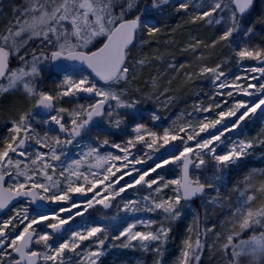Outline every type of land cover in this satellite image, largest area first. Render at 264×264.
<instances>
[{
	"label": "snow or ice",
	"instance_id": "1",
	"mask_svg": "<svg viewBox=\"0 0 264 264\" xmlns=\"http://www.w3.org/2000/svg\"><path fill=\"white\" fill-rule=\"evenodd\" d=\"M6 7L0 0V264H123L105 259L119 250L170 264L189 212L171 264H202L206 249L220 264H264V168L231 179L264 154V0ZM169 9L216 31L178 43L182 24L157 20ZM161 40L193 59L165 61ZM178 74L196 99L165 126ZM217 207L228 209L219 231L208 223Z\"/></svg>",
	"mask_w": 264,
	"mask_h": 264
},
{
	"label": "trees",
	"instance_id": "2",
	"mask_svg": "<svg viewBox=\"0 0 264 264\" xmlns=\"http://www.w3.org/2000/svg\"><path fill=\"white\" fill-rule=\"evenodd\" d=\"M174 2L180 3L182 2V0H174ZM196 2H198V0H196ZM6 5H7V1L4 3V7H6ZM157 20L160 23H163L166 20L169 28H171L172 26L178 23L182 24V27L177 30V34H176V39L178 43L184 42L185 37L189 35V30H191V34L193 35L199 34L206 38L211 37L216 31V29L212 27L198 28V26L196 25L183 24L180 17L176 15L174 12H172L171 9H169L168 11H165L162 14V16H158ZM146 50L149 52L153 51V49H146ZM173 51L176 52V55L175 56L169 55V53ZM159 52L161 53L165 61L174 59L177 64L193 59V57L180 54L176 46L165 45L163 40H161L159 44ZM160 68L162 71L165 70L163 65H161ZM166 71H167V76L161 77L160 79L161 84L165 83L166 80L172 75V72H173L172 69H167ZM153 73H154V69H145L143 75L147 77L148 75L153 74ZM170 87L173 90L171 94L174 95L176 99L174 101H169L166 111H161L162 116L168 117V120L164 121L165 126H167V124L171 121V119H173L181 110H185V111L189 110L190 103L196 99V97L193 94L195 89H186V84L181 79V76L179 74L172 80V84L170 85ZM3 103H5V101L0 100V104H3ZM156 107H159V105L157 104ZM247 131L249 133L258 132L259 124H257L254 127L250 126ZM6 132H7V126L3 123H0V137L4 136ZM251 168H264V154H262L259 149L252 156H249L247 160L244 162V164L241 165V169H242L241 171L231 173V179L234 180L237 177H242L244 172L248 171ZM232 197H233V202H235L236 194L233 193ZM193 208L197 212L201 213V220L203 221L204 209L200 207L199 200L193 203ZM227 212H228L227 208L217 207L214 210L210 209L209 216H208V223L216 224L217 230L219 231L221 223L226 222V220L228 219L226 215ZM190 225H192V214L189 212L188 215L182 217L181 221L178 222V224L174 227L173 240L168 245L169 252L168 254H166V259L170 260V264L179 255V251H180L179 244L181 240L183 239V237L187 235L186 228ZM200 226H201V229H203V223H201ZM105 259L109 261H121L123 262V264H139V261H141V259L150 261V257L144 256V254H142L139 251H132V250H119L118 255L113 256L110 253L108 257H105ZM202 264H220L219 253L218 252L210 253L206 249L202 256Z\"/></svg>",
	"mask_w": 264,
	"mask_h": 264
},
{
	"label": "rangeland",
	"instance_id": "3",
	"mask_svg": "<svg viewBox=\"0 0 264 264\" xmlns=\"http://www.w3.org/2000/svg\"><path fill=\"white\" fill-rule=\"evenodd\" d=\"M17 1H18V2H21V0H16V2H17ZM18 2H17V3H18ZM4 10H5V12H8V11H9V9H8L7 7H4ZM147 215H150V214H146V215H145V218H147Z\"/></svg>",
	"mask_w": 264,
	"mask_h": 264
},
{
	"label": "water",
	"instance_id": "4",
	"mask_svg": "<svg viewBox=\"0 0 264 264\" xmlns=\"http://www.w3.org/2000/svg\"><path fill=\"white\" fill-rule=\"evenodd\" d=\"M6 0H4V3H5Z\"/></svg>",
	"mask_w": 264,
	"mask_h": 264
}]
</instances>
